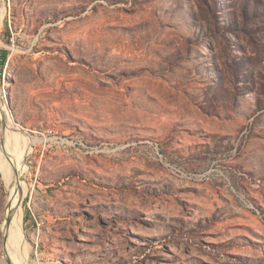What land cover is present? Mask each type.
<instances>
[{
  "label": "rangeland",
  "instance_id": "1",
  "mask_svg": "<svg viewBox=\"0 0 264 264\" xmlns=\"http://www.w3.org/2000/svg\"><path fill=\"white\" fill-rule=\"evenodd\" d=\"M0 72V264H264V0H0Z\"/></svg>",
  "mask_w": 264,
  "mask_h": 264
},
{
  "label": "bare ground",
  "instance_id": "2",
  "mask_svg": "<svg viewBox=\"0 0 264 264\" xmlns=\"http://www.w3.org/2000/svg\"><path fill=\"white\" fill-rule=\"evenodd\" d=\"M4 101H5L4 96L3 97L1 96L0 97V111L2 114L1 121L4 125H6V128H8L7 125H9L11 123L8 121L6 113L3 111L5 109V102ZM11 121L13 122V119H11ZM8 129H9L8 132L10 133V129L12 130V126ZM8 149H9L8 144L6 142H3L2 148L0 150V167L4 171L5 176L8 180L9 186L11 187V195H10V200H9V204H8V209H7L6 222L4 223L3 228L5 230H7V233H8V236L6 238V243L12 249V247H11L12 241H15L17 238H19L21 236V234H20V221L17 220V217H16L17 209H18V207H17V203H18V189H17L18 178L17 177L21 173V169H22V165H23L22 164V152L24 153V151H23V148H20L21 154H19L17 157L12 158L8 155V151H9ZM43 223H41L40 226H42ZM35 262L33 261L31 263H28V264H35ZM19 264H21V263H19Z\"/></svg>",
  "mask_w": 264,
  "mask_h": 264
},
{
  "label": "built area",
  "instance_id": "3",
  "mask_svg": "<svg viewBox=\"0 0 264 264\" xmlns=\"http://www.w3.org/2000/svg\"><path fill=\"white\" fill-rule=\"evenodd\" d=\"M35 219H36L38 225H40L41 223H43V222H40L39 221V219H38L37 216H35ZM35 264H53V263H51V262H42L41 258L38 257V259L36 260Z\"/></svg>",
  "mask_w": 264,
  "mask_h": 264
},
{
  "label": "trees",
  "instance_id": "4",
  "mask_svg": "<svg viewBox=\"0 0 264 264\" xmlns=\"http://www.w3.org/2000/svg\"><path fill=\"white\" fill-rule=\"evenodd\" d=\"M6 59H7V55L3 54L2 58H1L2 64H5ZM0 74H1V72H0Z\"/></svg>",
  "mask_w": 264,
  "mask_h": 264
}]
</instances>
